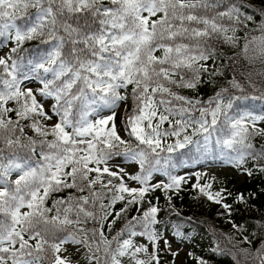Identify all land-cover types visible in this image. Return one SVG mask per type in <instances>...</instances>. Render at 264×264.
Listing matches in <instances>:
<instances>
[{
  "label": "snow or ice",
  "instance_id": "1",
  "mask_svg": "<svg viewBox=\"0 0 264 264\" xmlns=\"http://www.w3.org/2000/svg\"><path fill=\"white\" fill-rule=\"evenodd\" d=\"M253 3L0 0V264H161V209L148 197L160 189L170 202L186 182L173 154L219 147L264 171L252 142L264 114L239 104L264 99L245 93L254 75L264 84V0ZM205 84L206 99L184 94ZM196 187L230 211L221 191ZM240 244L235 264H264V226Z\"/></svg>",
  "mask_w": 264,
  "mask_h": 264
},
{
  "label": "trees",
  "instance_id": "2",
  "mask_svg": "<svg viewBox=\"0 0 264 264\" xmlns=\"http://www.w3.org/2000/svg\"><path fill=\"white\" fill-rule=\"evenodd\" d=\"M259 7L260 0H254L253 6L248 8V11H257ZM29 46L26 45V47ZM228 55H231L230 51ZM239 71H246V69L237 64V72ZM254 71L260 72L264 69L257 64ZM231 75V71H225L226 78H231ZM252 79L255 88L246 86L245 93L248 96L264 94V84L261 83V78L254 75ZM218 83L225 84L226 81L221 79ZM184 94L193 96L199 94L206 99L213 94V86L205 84L200 87L198 93L185 90ZM239 104L240 111L248 110L255 114H264V99L241 100ZM252 142L257 147L264 145V137H256ZM181 153L186 154L181 155ZM181 153L173 154V163L178 157L182 163L169 169L172 175H175L179 169L201 160L225 161L246 175L241 181H238L234 176L227 180H219L213 176L206 177L196 171L192 177L185 178L186 182L181 184L179 190L167 193L168 196H171L170 202L160 189L151 193L148 198L152 199L153 203L161 209L158 216L160 223L156 226L157 233L159 235L164 226L170 227L173 234L177 231L180 233L177 236L187 251L186 264H198V259H202L206 264H235L232 255L237 252L239 247L249 246L240 244L233 247V245H236L243 235L248 236L249 239L258 237L261 234V226H264V171H260L255 166L258 162L252 161L250 158L237 167L234 162H229L230 156L235 154L230 153L227 149L222 151L219 147H216L215 150L210 148L207 154H203L196 152L195 148L190 146L189 149L181 150ZM248 171H251L252 174L249 175ZM193 180L200 187L211 185L207 191L213 194L221 191L224 197L222 203L229 204L230 211L224 209L222 204L209 200L206 195L200 192L199 188L193 185ZM164 182H169L167 176H164ZM240 195L244 197L242 201L238 200ZM156 197L159 199L156 200ZM119 207L120 205H117V208ZM122 223V221H118L113 227V232L118 230ZM233 224L237 225L240 230L234 228ZM258 246L259 244H256V247ZM190 253L191 255H189ZM160 257L161 264H172L163 251L160 252Z\"/></svg>",
  "mask_w": 264,
  "mask_h": 264
},
{
  "label": "rangeland",
  "instance_id": "3",
  "mask_svg": "<svg viewBox=\"0 0 264 264\" xmlns=\"http://www.w3.org/2000/svg\"><path fill=\"white\" fill-rule=\"evenodd\" d=\"M0 54H3L2 50H0ZM29 86H32V85H29ZM259 126L264 127V122H259ZM121 134L123 135V133ZM121 166L125 167L128 172H133L136 170L135 165H130L128 162H123ZM196 171L204 174L206 177L213 176L219 180H227L231 176H234L238 181H241L246 175L244 172L237 170L236 168H234L232 165H230L229 163L225 161H206V160H201V161L195 162L194 164L185 166L179 169L175 173V175L182 176L184 178L192 177V174ZM158 181L164 182V176L160 173H154L152 183H156ZM193 185L196 186V182L194 180H193ZM159 236L163 237V239H161L159 242V247L161 251L167 254L172 264H173V261L175 262V264H186L185 257H186L187 251L181 239L177 235L171 233L170 227L164 226L162 231H160ZM165 240L167 241L168 245L171 246V252L179 253L177 256H173L171 252L167 250V247L165 245ZM137 242L143 243L145 241L142 238H137ZM150 251H151V248H150ZM69 252L74 253V249L71 246H69ZM77 258L80 259L81 264H85V262L83 261V258L79 257V254H74L73 259L75 260Z\"/></svg>",
  "mask_w": 264,
  "mask_h": 264
}]
</instances>
